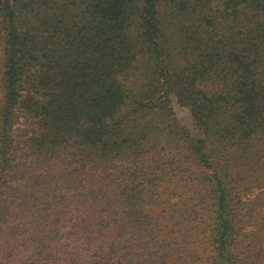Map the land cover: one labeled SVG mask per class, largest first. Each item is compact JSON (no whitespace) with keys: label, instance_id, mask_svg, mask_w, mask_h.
Masks as SVG:
<instances>
[{"label":"trees","instance_id":"16d2710c","mask_svg":"<svg viewBox=\"0 0 264 264\" xmlns=\"http://www.w3.org/2000/svg\"><path fill=\"white\" fill-rule=\"evenodd\" d=\"M0 264H264V0H0Z\"/></svg>","mask_w":264,"mask_h":264},{"label":"rangeland","instance_id":"374dc122","mask_svg":"<svg viewBox=\"0 0 264 264\" xmlns=\"http://www.w3.org/2000/svg\"><path fill=\"white\" fill-rule=\"evenodd\" d=\"M175 108L177 110V117H178L179 123L185 126L192 125L191 114L185 109H181L177 106Z\"/></svg>","mask_w":264,"mask_h":264}]
</instances>
